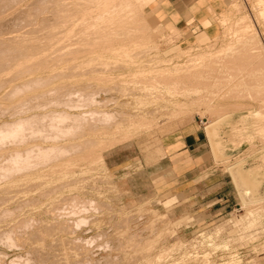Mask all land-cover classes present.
<instances>
[{"label": "rangeland", "instance_id": "obj_1", "mask_svg": "<svg viewBox=\"0 0 264 264\" xmlns=\"http://www.w3.org/2000/svg\"><path fill=\"white\" fill-rule=\"evenodd\" d=\"M255 1L232 0L217 17L218 33L211 40L184 47L177 43L176 30L154 23L148 0H0V168L13 165L5 176L13 184L0 178V264H221L233 254L237 264H264V198L244 204L239 194L235 209L207 222L184 211L175 217L171 204L176 199L159 196L154 188L163 137L192 123L203 130L215 166L230 175L235 187L229 169L238 165L252 176L250 196L264 197V0ZM125 3L134 4V14L126 26L116 24L108 32L98 23L103 19L100 15ZM121 43L132 49L130 58L108 53L110 45ZM198 54L203 57L196 67L176 72L170 63L171 70H163L154 80L148 72L141 75L136 71L140 68L151 73L159 65L166 68L167 61L158 65L157 57L177 56L172 61L184 65ZM106 56L110 60H105ZM92 58L96 61H90ZM104 77L113 79L103 85ZM175 80L184 87L177 89L178 84L175 88L171 84ZM182 87L188 88L187 92H181ZM104 99L110 104L101 103ZM50 101L60 104L55 108ZM46 103L51 108L42 112ZM50 111L52 116H45L46 120L54 117L59 127H54L52 135L56 142L48 140L46 145L56 144L58 152L66 150L72 156L57 160L58 165L52 161L47 168L41 163L44 166L38 169V159L54 149L37 152L36 148L30 153L37 139L28 132L41 113ZM102 111L117 114L112 124L122 114L141 113L149 124L137 120L136 128L131 127L118 144L109 138L99 141L107 123L108 131L113 130L110 121L93 122V115ZM28 113L34 118L40 115L37 120L28 118L35 124L27 123ZM14 119L34 127L28 130L11 123ZM66 123L73 128L76 125L73 133L83 131L75 132L73 138V128ZM90 124L96 130H87ZM19 126L24 128L22 132ZM82 126L84 129L78 130ZM207 126L213 127L216 135L210 137ZM68 133L71 139L65 136ZM39 141L35 147L45 144ZM114 148L124 149L123 159H131L118 173L108 169L103 159V154ZM29 157L32 159L25 161ZM31 164L36 170L26 174L23 166ZM56 165L61 168H57L59 173ZM18 169L25 171L23 177ZM46 171L52 176L47 174L45 181ZM11 173L19 174L13 177L17 181L10 178ZM39 174L44 178L40 175L38 180ZM15 182L18 185L14 187ZM208 236L213 238L210 243ZM205 254L210 257L203 259Z\"/></svg>", "mask_w": 264, "mask_h": 264}, {"label": "crops", "instance_id": "obj_2", "mask_svg": "<svg viewBox=\"0 0 264 264\" xmlns=\"http://www.w3.org/2000/svg\"><path fill=\"white\" fill-rule=\"evenodd\" d=\"M231 1L154 0L150 9L154 23L176 30L177 43L187 47L200 45L218 33L217 17ZM160 149L162 156L156 169L158 181L154 188L157 195L176 199L171 204L175 217L184 211L208 222L235 209L239 192L230 175L215 166L210 146L197 124L187 123L166 134ZM123 151L114 148L103 154L108 169L116 173L125 170L123 165L131 159H123Z\"/></svg>", "mask_w": 264, "mask_h": 264}, {"label": "bare ground", "instance_id": "obj_3", "mask_svg": "<svg viewBox=\"0 0 264 264\" xmlns=\"http://www.w3.org/2000/svg\"><path fill=\"white\" fill-rule=\"evenodd\" d=\"M142 1V0H141ZM144 1V0H143ZM150 3H153L154 2V0H148ZM257 1V0H256ZM255 1V2H256ZM261 2H262V0H260ZM264 2V1H263ZM258 3V2H257ZM260 3V2H259ZM89 15L91 14V13H88ZM134 14V4H128V3H125V4H115L114 6H112V9L110 10V12H104L103 13V15H100L103 19L100 21V22H98L99 24H104L105 25V27L108 29V32H109V30L110 31H112L113 30V27L117 24V25H122V26H126V24L128 23V19L132 16ZM246 22V21H245ZM244 22V23H245ZM242 23H243V21H242ZM245 24H247V23H245ZM110 25H112L111 26V28L109 27ZM243 26H245V27H242V28H246V27H248V26H246V25H243ZM241 28V29H242ZM248 29V28H247ZM244 31V30H243ZM246 31V30H245ZM247 32V31H246ZM243 33V32H242ZM253 35V34H252ZM251 36V35H250ZM251 38V37H250ZM249 38V39H250ZM94 39H96V37H93L92 38V40L93 41H95ZM257 42V41H256ZM148 44L147 45H144V47L146 48L148 45H149V43L150 42H147ZM117 45V44H116ZM152 45H154V44H152ZM144 47H142V48H144ZM110 49H109V51H108V53H113V57H115V58H117V57H127V59L128 58H130V55L128 54V52L130 51V50H132L128 45H126V44H124V43H121V44H119V45H117V46H115V45H110V47H109ZM144 48V49H145ZM157 48V47H156ZM155 48V49H156ZM263 48V47H262ZM152 49V48H151ZM189 49V48H188ZM261 49V48H260ZM153 50H154V48H153ZM157 50V49H156ZM264 50V49H263ZM187 51V50H186ZM181 54H183L182 52H181ZM263 54V53H262ZM185 56H186V54H184ZM211 55V54H210ZM212 55H213V53H212ZM222 55V54H221ZM264 55V54H263ZM187 56H189V55H187ZM213 56H215V55H213ZM107 58H105V60L107 59V60H110V57L109 56H106ZM135 57V56H134ZM156 57V56H155ZM177 57V56H176ZM176 57H173V58H176ZM179 57V56H178ZM181 57H182V55H181ZM201 57H203L201 54H198V55H196V56H194V57H192V58H189L188 59V63L185 65H180V64H178V63H174L173 61H172V59L173 58H168V59H163V58H160V57H157L158 59H157V61H156V63L159 65V64H161L162 62H164V61H167L166 63H168L167 64V67L165 68V66L163 67V66H161V65H159V66H156V67H154V70L152 69V71H151V73H150V70H144V69H138V70H136L137 71V73H139V74H141V75H145V72L147 73H149V75H150V78L152 79V80H154L155 78L157 79V77H160L161 75H163V74H161V72L163 71V73L165 72V70L167 71V69L169 68V64L171 63V66H170V68L172 69V71H178V70H184L185 68H189L190 66H194L195 65V67H196V65H198L199 63L197 62V61H199L200 59H201ZM209 57H212V56H209ZM131 58H132V56H131ZM213 58V57H212ZM94 58H92V59H90V61L91 60H93ZM100 59V58H99ZM121 59V58H120ZM95 60V59H94ZM101 60V59H100ZM126 60V59H125ZM125 60H122V62L123 61H125ZM136 60V59H135ZM96 61V60H95ZM133 61V60H132ZM145 61V60H144ZM141 62V61H140ZM87 63V62H86ZM89 63V62H88ZM104 64H107L108 63V61H106V62H103ZM102 63V64H103ZM198 63V64H197ZM101 64V65H102ZM117 64V63H116ZM123 64V63H122ZM139 65H140V63H139ZM165 65V64H164ZM81 66V65H80ZM104 67V66H103ZM151 67V66H150ZM107 68V67H106ZM152 68V67H151ZM169 68V70H171ZM112 69V68H111ZM174 69V70H173ZM113 70V69H112ZM135 71V70H134ZM176 71V72H177ZM92 72V71H91ZM169 72V71H168ZM79 73V72H78ZM129 73V72H128ZM127 73V74H128ZM155 74V75H154ZM91 75V74H90ZM96 75H98V73H96ZM95 75V76H96ZM104 74H102L101 76H103ZM134 75H136V74H133V76ZM149 75H147V76H149ZM160 75V76H159ZM93 77V76H92ZM135 77V76H134ZM142 77H144V76H142ZM95 78V77H94ZM93 78V79H94ZM99 78H101V77H99ZM98 78V79H99ZM105 78V80L102 78V84H103V82L105 81V82H111L112 81V79L113 78H109V77H104ZM133 78V77H132ZM149 78V79H150ZM98 79H96L97 81L96 82H98V83H100L101 84V82L100 81H98ZM118 79V78H117ZM148 79V80H149ZM150 79V80H151ZM116 80V79H115ZM149 80V81H150ZM94 81H95V79H94ZM104 82V83H105ZM151 82V81H150ZM132 83V82H131ZM130 83V84H131ZM147 83V82H146ZM152 83V82H151ZM155 83V82H154ZM153 83V84H154ZM123 84V83H122ZM136 84V83H135ZM138 84H139V82H138ZM145 84V83H144ZM175 88H176V86L178 85V84H181V85H178L177 86V89H179V86H183V84L180 82V81H173L172 83H171ZM104 85V84H103ZM105 85H107V83H105ZM124 85V84H123ZM141 85H143V83L141 84ZM146 85V84H145ZM148 85V84H147ZM146 85V86H147ZM157 85V84H156ZM171 85V86H172ZM132 86V85H131ZM150 86H153V85H150ZM170 86V85H169ZM155 87V86H154ZM153 87V88H154ZM173 87V88H174ZM184 87V86H183ZM182 87V89H181V92H187V90H188V88H187V90H183L184 88ZM133 88V87H132ZM164 88H166V87H164ZM172 88V87H171ZM173 88H172V90H173ZM174 88V89H175ZM186 88V87H185ZM144 89V88H143ZM147 89V88H146ZM109 90V89H108ZM117 90V89H116ZM145 90V89H144ZM151 90V89H150ZM166 90V89H165ZM176 90V89H175ZM175 90H174V92H175ZM141 91V90H140ZM168 91V90H167ZM178 91V90H177ZM190 91V90H189ZM174 92H173V94H174ZM103 93H105V92H103ZM155 93H158V91H155ZM180 93V92H179ZM74 94V93H73ZM72 94V95H73ZM109 94V93H108ZM126 94V93H125ZM131 94V93H130ZM132 94H133V91H132ZM76 95H78V94H76ZM152 95V94H151ZM176 95V94H175ZM187 95V94H186ZM146 96V95H145ZM158 96V95H157ZM183 96V95H182ZM136 98V97H135ZM151 98H153V97H151ZM160 98V97H159ZM162 98V97H161ZM157 100H158V98H156ZM106 100L104 99V101L102 102L101 101V103H104ZM109 100L107 99V101H106V103L108 102ZM52 102H53V100H52ZM52 102L50 101V104L51 105H55V106H53V107H58V105L60 104V102H59V104H57L56 102L57 101H55V104H52ZM111 102V101H110ZM114 102H115V100H114ZM113 102V103H114ZM140 102V101H139ZM138 102V103H139ZM106 103H104V104H106ZM109 103V102H108ZM112 103V102H111ZM56 104H57V106H56ZM98 104V103H97ZM110 104V103H109ZM142 104H143V102H142ZM47 105V103L45 104V106ZM48 105H49V103H48ZM46 106V108H45V106L43 107V108H41L42 109V112L44 111V110H48L49 109V107L51 106ZM99 105H101L100 103H99ZM103 105V104H102ZM101 105V106H102ZM43 106V105H42ZM101 106H98L99 108L101 107ZM139 106V105H138ZM48 107V108H47ZM52 107V108H53ZM39 108V110H41ZM51 108V107H50ZM102 108H104V105H103V107ZM139 108V107H138ZM44 109V110H43ZM36 110H38V109H36ZM49 111V110H48ZM39 113V112H38ZM45 114L47 113V112H44ZM49 113V112H48ZM46 114V115H44V114H42L41 113V117L39 118L38 117V115L36 116V118H34V116L33 115H29V113H28V117H27V119L29 118V117H31V119H32V116H33V118L35 119V120H37V118H39L40 120H37V124H36V126L34 127V121L35 120H29V121H27V119H25L26 121H27V123H29L30 121L31 122H33L34 124H31L32 125V127H34V128H32V130L33 129H35L36 128V132L34 131H32L31 130V125L29 126V125H26L27 127H25L24 126V124H26L25 123V121H24V124H23V122H21V121H19V120H21V119H19V120H17V122H15V119L14 120H12L13 122H11V123H13L14 124V122H15V124H18L19 123V125H22L21 127H25V128H28V130H31V132L29 131L28 132V134H34V135H32V136H34V138L35 139H37L36 141L38 142V140H40L39 142H43V143H45V144H43L42 145V143L41 144H39L38 143V145L35 147V145H36V143H34V145H31V148H29L30 149V153H32L33 151H34V149H36V151L37 152H45L47 149L49 150V149H54V150H52V151H49L48 153L49 154H47L46 156H43V157H40L39 159H38V162L36 163L37 165L35 166L36 168H38V169H40V168H43V166L44 165H41V163H43V164H45L46 166H44V168L46 167L47 168V165L48 164H52V161L55 163V161H56V163L58 162V161H60V159L61 158H63L64 160L66 159V157H69V156H72V154L71 155H69L70 153H67L66 152V150H64V154H68V155H64L63 154V152L62 153H60V152H58L57 151V149H56V144L53 146V145H51L50 144V148L49 147H47V145H46V142H48V140H49V143H50V140L53 142V144H54V142H56V140H55V138H54V140H53V137H52V135L54 134L53 132H55V126H58L59 127V125L58 124H55L56 122H55V118L53 117H51L53 120H54V122H52L53 120H51L50 121V118H47L48 120H46V118H45V116L47 117L48 115L49 116H52V114L51 113H53V112H51L50 111V113L49 114ZM93 112H91V114H92ZM90 114V113H89ZM89 114H87L88 116H89ZM151 114V113H150ZM58 115V114H57ZM60 115H62V114H60ZM81 115H83V114H81ZM86 115V116H87ZM40 116V115H39ZM48 116V117H49ZM53 116H55V114H53ZM77 116V115H76ZM95 118H94V117ZM92 117H93V119H96L95 121L93 120V122L95 123H97V119L99 120V122H100V124H98V125H101V122H102V124L105 122H111V119H115V116H117V114H115L114 112H111V111H102V112H96V114H94ZM121 116H123L122 118H119L120 120H118V122L116 121V120H114V121H116V122H113V124H112V122L110 123L111 125L110 126H112L110 129L112 130V132H110V131H108V128L109 127H107V126H109L108 125V123H107V126L106 125H104V126H106L105 128H102V129H104V131H102V134L104 135H101V136H103V137H101V138H99V141H101L102 140V138H104V140H106V139H111L112 141H114V143H116V144H118V143H120V142H122V141H120V140H124L127 136V133L129 132V129H131V127H134L135 126V124H137L136 122H138L137 120H140L139 122H138V124L140 123V122H142L143 120L145 121L146 120V117H145V115H143L142 113L141 114H134V115H125V114H122ZM21 117V116H20ZM42 117H44V118H42ZM65 117V116H64ZM69 118L71 117V116H68ZM120 117V116H119ZM218 117V116H217ZM220 117V116H219ZM26 118V117H25ZM88 118V117H87ZM90 118V117H89ZM88 118V119H89ZM67 119V118H66ZM70 119H72V118H70ZM63 120V119H62ZM68 120V119H67ZM82 120V119H81ZM90 120V119H89ZM19 121V122H18ZM23 121V120H22ZM69 121V120H68ZM88 121V120H87ZM143 121V123H147L148 122V124H149V121L147 120V121H145L144 122ZM240 121H242V120H240ZM36 122V121H35ZM67 122V121H66ZM6 123V122H5ZM22 123V124H21ZM53 123H54V126H53ZM69 123H70V121H69ZM69 123H68V125H69ZM71 123H72V120H71ZM83 123H84V121H83ZM86 123V122H85ZM84 123V124H85ZM90 122H88V123H86V124H89ZM7 124H9V123H7ZM6 124V126H8V128H9V125H7ZM12 124V125H13ZM83 124V125H84ZM85 124V125H86ZM96 124V125H97ZM242 124H243V121H242ZM68 125H67V123H66V127H68ZM72 125L73 124H70L69 125V127L71 126V129L73 128L72 127ZM95 125V124H94ZM142 124H140V126H141ZM145 125V124H144ZM144 125H143V127H144ZM15 126V125H14ZM16 126H18V125H16ZM15 126V127H16ZM76 126V125H75ZM75 126H74V128H73V130H72V133H73V131H74V129H76L75 128ZM78 126H81V125H78ZM139 126V125H138ZM137 126V127H138ZM55 127V128H54ZM57 127V128H58ZM65 127V126H64ZM65 127V128H66ZM87 128H88V126H86ZM94 127H96V126H94ZM93 126H91V124H90V127L87 129V128H85V129H87V130H89L90 128H94ZM101 127H103V126H101ZM145 127H146V125H145ZM208 127V126H207ZM19 128H20V126H19ZM63 129V130H66V129ZM81 128H83V126L82 127H78V130H81ZM134 128H136V127H134ZM133 128V129H134ZM23 130H24V128H22ZM21 128L19 129L20 131L22 130ZM42 129H44V132L47 130V132H49L48 130H51L50 132H49V134H51V136L49 135H47L46 133H44V132H41V130ZM53 129H54V131H53ZM71 129H69V130H71ZM84 129V128H83ZM95 130H96V128H94ZM98 129H100V126H98ZM101 129V130H102ZM106 129H107V131H106ZM26 130V129H25ZM40 130V131H39ZM68 130V129H67ZM92 130V129H91ZM208 130H209V136L211 137V136H214V135H216V133H215V129L213 128V127H208ZM240 130H241V128H240ZM83 130H81V131H77V130H75V132L77 133V132H82ZM98 131V130H97ZM22 132V131H21ZM75 132L72 134L73 136H71L69 133H71V131H69V133H68V135H65V136H71L70 137V139L73 137V138H76L75 137ZM96 132V131H95ZM101 133V132H100ZM35 134H36V137H35ZM56 134V133H55ZM75 134V135H74ZM84 134V133H83ZM82 134V135H83ZM77 135H80L81 136V134H77ZM31 135H29V137L33 140V137H32ZM53 136H55V135H53ZM51 137H52V139H51ZM28 138V137H27ZM31 139H29V140H31ZM34 139V140H35ZM67 140H68V137L66 138ZM26 140V139H25ZM28 140V141H29ZM213 143V142H212ZM42 145V146H41ZM214 145V147L216 148V149H218L219 150V148L216 146V143H214L213 144ZM35 147V148H33V150H32V147ZM53 146V147H52ZM40 150V151H39ZM47 150V151H48ZM32 151V152H31ZM53 151H54V153H53ZM55 151H57V152H55ZM220 151V150H219ZM28 152H29V150H28ZM66 152V153H65ZM31 155V154H30ZM74 155V154H73ZM65 157V158H64ZM75 157H76V155L74 156V158L72 157V159H75ZM30 158V157H29ZM26 158V160H25V158H24V160L25 161H30L32 158ZM70 158V157H69ZM68 158V159H69ZM80 158H82L81 156H80ZM28 159V160H27ZM66 160V162H68L69 163V160ZM77 159H79V158H77ZM58 160V161H57ZM71 160V159H70ZM80 160V159H79ZM226 160V159H225ZM73 161V160H72ZM45 162H47V163H45ZM64 163L63 161L61 162L62 164L64 163V165L65 166H69L67 163ZM73 162H75V161H73ZM79 161H77V163H78ZM39 163V164H38ZM60 163V166L61 167H64L62 164ZM71 164V163H70ZM34 165L35 164H31V165H24L23 167H25L26 168V174H27V172H29V171H35L34 169H32V168H34ZM38 165H40V166H42V167H40V166H38ZM57 165H58V163H57ZM57 165H56V169L58 168H60V166H58L57 167ZM75 165V164H74ZM10 166V168L11 167H13V165H9ZM31 166V167H30ZM70 166H72L73 167V165L71 164ZM3 167V168H2ZM1 168H0V170L2 171V172H0V178L2 177V178H4L5 176L7 177L8 176V172H9V169L7 168L8 167V165H7V167L5 166H2ZM22 167V168H23ZM48 167H49V165H48ZM55 167V166H54ZM53 166L51 167V170L54 168ZM67 167H64V168H66L67 170H68V168ZM76 167H77V165H76ZM238 167V165H234V167H231L229 170H230V172H231V175H232V178H233V180H234V182L236 183V187H237V190H238V192H239V194H240V196L242 197V201H243V203L244 204H249V203H253V202H256V201H260L261 200V198H264V197H259V198H256V197H254V198H252L250 195V190H252V188H254V184H253V182L251 181V179H250V172L249 173H246L245 171H243L242 169H239V168H237ZM27 168H28V170H27ZM29 168H31V169H29ZM71 168V167H70ZM69 168V169H70ZM75 168V167H74ZM13 169V168H12ZM11 169V170H12ZM37 169V170H38ZM49 170H50V168H48ZM55 169V168H54ZM54 169H53V171H54ZM57 169V172L59 173V171L61 170V168H60V170H58ZM15 169H13L12 171V173H16V171H17V169L14 171ZM19 170V169H18ZM23 170V169H22ZM22 170H21V172H22ZM25 170V169H24ZM48 170V172H53V171H49ZM81 170V169H80ZM44 171V170H43ZM64 170H62L61 172H63ZM20 172V170H19V173H21ZM24 172H22L21 173V175H19V174H17V175H19V176H22L23 175V173ZM40 172H41V170H40ZM47 172V171H46ZM46 173L45 175L47 176V174H49L48 176H52L50 173ZM57 172H53L52 174H54V173H57ZM64 172H66V171H64ZM229 172V173H230ZM10 173V172H9ZM11 173V175H13ZM24 173V174H25ZM34 174H36V172H33ZM32 173V174H33ZM42 173V172H41ZM29 174V173H28ZM31 174V173H30ZM29 174V175H30ZM38 174V173H37ZM61 174V173H60ZM66 174V173H65ZM126 174H128V173H126ZM16 174H14L13 176H10V178H12L13 179V177L16 179V176H17ZM41 175V177H42V179L44 178L43 177V175H44V173H43V175L42 174H39V175H36V177L37 176H40ZM44 175V176H45ZM56 175V174H55ZM64 175V174H63ZM158 175V174H157ZM48 176L46 177V178H44V180L46 181V179L48 178ZM54 176V175H53ZM4 178V179H8V180H10V182L9 183H12L11 182V179H9V177L8 178ZM18 177V176H17ZM23 177V176H22ZM32 177H33V175H32ZM41 177H39V178H41ZM252 177V176H251ZM20 178V177H19ZM29 179L31 178V176H29L28 177ZM27 178V182L29 181V182H31V180H29ZM38 178V177H37ZM37 178H35V179H37ZM39 178H38V180H39ZM231 178V177H230ZM15 179H13V180H15ZM24 179V181L26 182V178H22V180ZM35 179H33V180H35ZM49 179V178H48ZM1 180V179H0ZM19 180V179H18ZM32 180V181H33ZM37 180V181H38ZM155 180H157V179H155ZM15 181H17V180H15ZM21 181V180H20ZM24 181H22V182H19V183H23ZM48 181V180H47ZM5 183H6V181H5ZM8 183V182H7ZM34 183H35V181H34ZM13 184V183H12ZM12 184H8V185H10V186H12ZM62 184V183H61ZM5 185V184H4ZM8 185H6V187H8ZM15 185L17 186L18 184H16V182H15V184H14V187H15ZM43 185V184H42ZM60 185V184H59ZM38 186V185H37ZM5 187V186H4ZM66 188H67V186H66ZM6 189V188H5ZM24 190V189H23ZM1 191H2V188H1ZM7 191V190H6ZM48 195V194H47ZM10 197V196H9ZM77 198V197H76ZM68 199V198H67ZM5 200H6V198H5ZM62 200V199H61ZM63 201H65V200H63ZM26 203V202H25ZM61 203V202H60ZM23 204V203H22ZM27 204V203H26ZM25 204V205H26ZM55 204V203H54ZM59 204V203H58ZM1 205V204H0ZM30 205V204H29ZM54 206V205H53ZM52 208V207H51ZM55 208V207H54ZM15 210V209H14ZM49 210V209H48ZM55 210V209H54ZM18 211V210H17ZM20 211V210H19ZM53 211V210H52ZM9 212V211H8ZM6 213V212H5ZM76 213V212H75ZM80 212H78V214H79ZM9 215V214H8ZM51 215V214H50ZM80 215V214H79ZM5 216H7V215H5ZM11 216V215H10ZM72 216V215H71ZM75 216V215H74ZM78 216V215H77ZM76 217V216H75ZM5 218V217H4ZM80 219V218H79ZM84 220V219H83ZM26 221V220H25ZM41 221V220H40ZM40 221H39V223H40ZM126 221V220H125ZM27 222V221H26ZM25 222V223H26ZM37 222V221H36ZM123 222V221H122ZM24 223V222H23ZM27 224V223H26ZM32 225V224H31ZM30 225V226H31ZM12 229V228H11ZM15 231H16V228L14 229ZM13 230V231H14ZM150 231V230H149ZM2 234H4V233H2ZM8 234V233H7ZM14 234H15V232H14ZM139 235V234H138ZM15 236V235H14ZM9 237H11V235L9 236ZM159 237V236H158ZM9 238L7 237V241H9L8 240ZM213 238H212V236H208L207 238H206V240L207 241H209V243L211 242V240H212ZM2 240V239H1ZM136 240V239H135ZM9 242H12V239H11V241H9ZM215 242V241H214ZM6 243V242H5ZM207 243V242H206ZM213 243H211V245H212ZM208 245H210V244H208ZM207 246V245H206ZM208 255V254H207ZM206 254L204 255V257H203V259H205V256H207ZM191 256V255H190ZM209 256V255H208ZM193 257H195L194 259H196L197 258V255L195 254V256H193ZM210 257V256H209ZM192 258V257H191ZM199 258V257H198ZM194 259H193V261H194ZM197 260V259H196ZM202 260V259H201ZM203 261V260H202ZM206 261V260H205ZM204 261V262H205ZM207 262V261H206ZM238 263V261L235 259V255L233 254V255H231V257L229 258V260L228 261H225V262H223V263H221V264H237Z\"/></svg>", "mask_w": 264, "mask_h": 264}, {"label": "built area", "instance_id": "obj_4", "mask_svg": "<svg viewBox=\"0 0 264 264\" xmlns=\"http://www.w3.org/2000/svg\"><path fill=\"white\" fill-rule=\"evenodd\" d=\"M239 258V257H238Z\"/></svg>", "mask_w": 264, "mask_h": 264}]
</instances>
